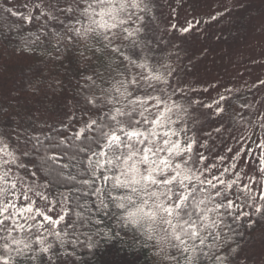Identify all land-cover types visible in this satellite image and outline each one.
<instances>
[{
	"label": "snow or ice",
	"instance_id": "obj_1",
	"mask_svg": "<svg viewBox=\"0 0 264 264\" xmlns=\"http://www.w3.org/2000/svg\"><path fill=\"white\" fill-rule=\"evenodd\" d=\"M35 7L40 10L38 18L47 16L49 20L56 21L60 19L57 13L67 18L68 23L63 33L52 30L58 49L63 46L68 50L79 45V58L88 65L94 59L100 61L107 73L105 75L93 70L91 75L84 77L90 82L89 90H98L85 97V103L90 106L89 111L94 112L96 118L88 117L72 133L75 140H92L100 149L97 152L88 146L79 148L80 152H91L87 158L91 169L90 178L83 183L91 186L103 181L91 193L99 200L96 212L107 215L110 205L114 204L117 209L123 210L118 218L121 228L128 224L140 228L142 221H148V238L155 240L157 254H162V259L171 264H175L177 257L169 254L170 248L180 250L182 255L188 254L184 258V264H201L202 260L207 264H228L229 254H237L239 246L229 247L226 254L225 244L231 237L220 243L225 212L235 220L251 217L252 212L242 210L246 205L255 213L264 214V186L243 184L236 191L238 181L226 182L215 177L217 183L208 180L209 188L197 189L193 180L200 185L205 181L199 176L193 177L189 174L191 170L186 169L184 164L169 158L173 154L180 156L181 152H191L195 141L189 142L184 149L180 148L178 142L168 139L159 142L156 127L161 125L170 109L160 97L150 95L148 89L154 88L153 82L164 80V77L154 72L146 59H133L122 50L141 48L142 51L144 41L140 34L145 31V16L127 10L131 7L147 13L151 11L148 5L144 0H47L46 3L41 0ZM121 13H127V19L121 18ZM97 15L99 20L96 19ZM133 15H136L139 23L136 27L126 26L132 21ZM82 17L87 18V25L83 23ZM26 19L31 22L33 17L29 15ZM47 22L46 20L45 24ZM40 31L44 32V28ZM182 31L188 32L190 28ZM33 35L35 40L32 43L40 40L39 35ZM104 84L109 86L103 87ZM226 99L221 96L216 102L217 115L224 113L225 109L219 105ZM149 101H155L151 107L157 112L151 120L146 115H151ZM162 105H165L163 111L160 110ZM207 107L211 108L212 105ZM105 108L108 109L106 112ZM136 116L142 119H137ZM143 125L153 126L152 130L145 129ZM93 132H98L103 139L102 146L95 135H90ZM164 135L168 136L169 133L165 132ZM66 143V138H59L45 146L38 137L27 135L26 130L19 128L9 133L0 132V253H7L0 254V264H17L18 260L23 264H40L45 256L48 264H57L62 259L55 252V246L46 243L47 237L37 235L35 239L27 240L13 236V233L17 230L23 232L25 228L29 231L33 228L39 230L46 228V224L59 228L65 221L68 213H58L56 218L49 214V206L59 202L50 200L45 192L54 184L76 180V176L65 172L70 166L64 162L67 159ZM37 148L41 149L38 154L34 152ZM165 152L168 153L167 156L161 155ZM93 157L96 159L93 160ZM200 159L206 157L201 156ZM261 163L264 164V157H261ZM113 168L119 169L118 176L106 174ZM258 172L264 178V167L259 168ZM254 179L250 177V181ZM109 180H114L111 188L107 186ZM39 181L43 183H38ZM153 186L162 190L150 191ZM116 188L125 189L127 193L113 196L112 190ZM197 191L200 192V198L195 195ZM233 194L243 199L244 204L231 199ZM33 197L45 204L39 205ZM257 200L260 202L257 203ZM233 209L237 211L233 212ZM77 216L82 218V225L88 223L83 212L77 213ZM21 219L24 223L18 222ZM157 223L167 227H160L153 237L151 233L154 229L151 225ZM253 224L255 221H250V226ZM69 226L74 230L77 227L72 223L63 229L50 231L48 235L55 236L63 246ZM88 226H91L90 223ZM93 246L91 243L88 245ZM63 255L75 256V252H65Z\"/></svg>",
	"mask_w": 264,
	"mask_h": 264
},
{
	"label": "rangeland",
	"instance_id": "obj_2",
	"mask_svg": "<svg viewBox=\"0 0 264 264\" xmlns=\"http://www.w3.org/2000/svg\"><path fill=\"white\" fill-rule=\"evenodd\" d=\"M23 1L20 0L21 3ZM173 2L178 10L172 16L163 12V0H159L162 16L158 13V18L164 29L168 27L173 30L176 27L175 30L183 34L181 37L180 33L168 35L166 40H159L162 47L156 55L158 62L151 66L154 72L164 77L162 81L175 79V84L178 82L175 87L185 96L182 100H171L166 104L170 111L162 120L169 133H178L177 140L161 136L159 142L168 139L178 142L180 148L184 149L189 142L195 141L189 155V160L193 159L188 164L185 152H181L182 158L174 154L169 157L177 163L185 162V168L191 170L192 174H189L193 177L199 176L201 180H212L213 183H217L215 177L226 182L238 181L236 191L243 184L264 186V178L258 172L263 167L261 157L264 150V0ZM230 26L234 32L239 27L244 31L238 34L237 40H223ZM184 28H190V31L197 28L199 32L187 36L189 31H182ZM214 28H218V31ZM215 37L218 40H213ZM185 61L190 64L194 62L191 72L184 73L182 68L180 72V66L183 67ZM6 96V92L0 89V132L9 133L16 128L23 131L41 123H56L62 115L51 110L50 105L21 98L5 99ZM221 96L227 98L219 105L225 111L217 115L216 102ZM161 155L167 156L168 153ZM201 156L206 159H200ZM250 177H254V181H250ZM102 184L103 181H100ZM45 194L50 200L59 202L47 209L53 218L58 213H65L66 199L63 193H55L48 188ZM33 199L41 206L45 204L36 197ZM231 199L244 204L243 199L235 194ZM242 210L252 212V216L248 217L252 219L255 212L251 207L245 205ZM18 222L24 223L22 219ZM63 228L65 222L59 228L46 224V228H33L31 231L25 228L20 232L34 239L37 235L45 236L46 243L54 245L57 240L48 232ZM116 232L129 235L120 227V221L116 225ZM238 246L237 254H229L228 264H264V231ZM40 264H48L46 256L40 260Z\"/></svg>",
	"mask_w": 264,
	"mask_h": 264
},
{
	"label": "trees",
	"instance_id": "obj_3",
	"mask_svg": "<svg viewBox=\"0 0 264 264\" xmlns=\"http://www.w3.org/2000/svg\"><path fill=\"white\" fill-rule=\"evenodd\" d=\"M44 2L46 3L47 0ZM39 3V0L29 3H26L25 0L22 3L20 0H0V89H3V93L6 92L7 96L5 99L21 98L26 101H35L45 106L50 105L49 108L51 110L62 113L56 123H41L26 129L27 135L38 137L41 144L45 146L59 138H66L67 159L64 162L69 163L70 166L65 172L76 176L74 181H68L66 184H54L49 187L55 193H63L65 196V213H68L64 221L65 226L72 223L77 225L75 230L70 226L67 227L68 235L64 237L63 246L60 245L59 241L55 242V252L62 257V259L57 261V264H171V262L162 259V254H157L158 249L155 246V240L148 238V221H142L140 228L128 224L127 227H124V230L129 235H122L116 232V225L123 210L117 209L114 204H111L107 215L103 212H96L95 209L99 205V200L97 196L91 193L95 187L100 186V181L96 185L91 186L83 183L84 180L90 178L91 169L88 167L87 158L91 155V152H80L79 148L88 146L91 150L97 152L100 149L96 147L92 140L84 142L75 140L72 133L78 130L88 117L96 118V114L89 111L90 106L85 103V97L95 94L98 90L95 88L89 90L88 84L90 82L86 81L84 77L91 75L93 70L105 75L107 73H105L104 66H102L100 61L94 59L91 65L83 62L78 54L79 45L68 50H65L63 46L59 49L57 48L55 38L52 36V30L55 29L63 33L68 20L59 13L57 15L60 16V19L56 21L49 20L47 16L38 18L40 17V10L35 5ZM144 3L151 9L150 12H139L131 7L127 10L128 12H135L136 15L145 16V31L140 34V38L144 41L141 46L142 51L141 48H122V50L131 55L133 59H146L149 66L153 69L151 65L155 66L157 64L156 55H158V50L162 47L159 44V40H166L168 35L171 36L177 33H180L179 37H181L183 32L180 30L176 31V27L173 30L168 27L165 29L162 27L158 18V13L162 16L159 0H144ZM161 6L165 14L169 13L172 16L178 10L173 0H163ZM97 12H99V8H97ZM29 15L33 17L31 22L26 19ZM120 15L121 18L127 19V13H121ZM136 15L132 16V21L126 26H137L139 22L136 21ZM96 19H100L99 15L96 16ZM105 19L108 18L105 17ZM46 20L48 21L47 24H45ZM82 20L87 25V18L82 17ZM60 21H63V23ZM234 26H237V24H234ZM42 27L44 32L40 31ZM200 30L204 33L202 29ZM214 30L218 31V28H214ZM228 31V35L223 37V40H237L238 34L244 32L240 27L234 32L231 26ZM193 32L199 31L195 28V31H189L187 36H190V33ZM33 34L39 35L40 40L32 43L35 40ZM195 35L200 36V34ZM213 40H218V38L215 37ZM97 46L101 45L97 44ZM191 54L193 55L194 52ZM103 59L101 58V60ZM193 64L194 62L190 64L185 61L184 66H180V72L181 68L184 73L191 72ZM133 71L139 70L133 69ZM153 83L154 88L148 89V93L154 97H160L166 104L171 100L174 102L182 100L185 96L179 88L175 87L178 83L176 82L175 84V79L171 78L168 81L161 80ZM102 86L108 87L109 85L104 84ZM140 94L142 95V93ZM153 103L155 101L148 102L151 115L148 113L146 115H148L149 120L153 119L157 114L156 109L151 107ZM164 106H161V111H163ZM107 110V108L104 109L105 112ZM136 118L142 119L139 116H136ZM143 127L151 131L153 126L143 125ZM156 131L160 137L163 136L172 141H176L178 138V133L172 132L175 133L174 135L169 133L162 123L156 127ZM165 132H168L169 135L165 136ZM90 135H95L101 146L103 145L104 141L99 137L98 132H93ZM40 151L41 149L39 148L34 150L37 154ZM189 155L190 152H185L187 164L193 159L189 160ZM109 156H112V153H109ZM73 157L75 159H72ZM177 157L182 158V156ZM95 159L93 157V160ZM106 174L118 176L119 169L113 168L111 172ZM113 183L114 180H109L107 186L111 188ZM192 183L197 189L201 187L209 188L207 182L200 185L193 180ZM217 186L219 187L218 184ZM149 190L162 189H157L153 186ZM126 193L127 190L125 189L116 188L112 190L113 196L125 195ZM195 195L200 198L199 191ZM232 211L235 212L236 210L233 209ZM79 212H83L84 217L88 218L90 227L88 223L81 224L82 218L77 216ZM193 219H195V216ZM223 219L224 224L221 225L222 239L220 243H224L226 238L231 237V239H227L225 252H227L229 247L234 248L256 233L264 231V214L254 213L252 219L241 217L239 220H235L232 215L225 212ZM250 221H255V224L250 226ZM151 227L154 229L151 233L154 237L159 232L160 227H167V225H159L157 223L151 225ZM13 236L27 240L34 239L33 236L26 237L18 230L13 233ZM90 243L94 246L88 247ZM73 251L75 256L63 255L65 252L71 253ZM168 252L177 257L175 264H184V258L188 255H182L181 251L175 248L168 249ZM17 264H23V262L18 260ZM201 264H207V262L202 260Z\"/></svg>",
	"mask_w": 264,
	"mask_h": 264
}]
</instances>
